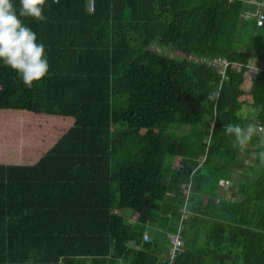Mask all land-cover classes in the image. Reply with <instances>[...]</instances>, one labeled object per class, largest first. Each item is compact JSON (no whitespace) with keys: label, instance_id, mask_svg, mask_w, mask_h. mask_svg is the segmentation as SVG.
<instances>
[{"label":"trees","instance_id":"16d2710c","mask_svg":"<svg viewBox=\"0 0 264 264\" xmlns=\"http://www.w3.org/2000/svg\"><path fill=\"white\" fill-rule=\"evenodd\" d=\"M246 1L47 0L46 22L22 18L49 73L26 88L0 63V264H163L171 235L190 238L167 235L165 203H186L209 175L169 130L210 117L202 165L228 177L239 148L224 126H264V27L260 45L243 42L259 28ZM245 105L253 119L238 116ZM246 190L240 203H192L183 221L205 216L207 244L183 240L174 264H264L263 210Z\"/></svg>","mask_w":264,"mask_h":264},{"label":"rangeland","instance_id":"374dc122","mask_svg":"<svg viewBox=\"0 0 264 264\" xmlns=\"http://www.w3.org/2000/svg\"><path fill=\"white\" fill-rule=\"evenodd\" d=\"M249 31V29L247 30ZM262 28L255 29L251 35L245 34L243 36V42L250 41L252 43H259V45L262 42ZM170 56L174 55L173 50H167L166 51ZM253 69H255L253 67ZM253 110L250 106H243L241 110L238 112V116L242 119L250 120L253 117ZM211 123L210 117H205L202 124L198 126H175L174 128L169 130V133L172 136H176L182 140H184L190 149V157L188 158L189 165L194 168V170L198 171L197 173H204L208 174L207 181L205 185L202 186V191L200 193H196L191 191L188 193L189 201H187L184 204H176L175 202H172V200H168L167 203H165V208L167 209V213L169 215L166 218V220L163 221V223H166V225L170 228L166 231L167 235L171 234L172 228H177L180 233L186 234L190 238H183L184 242L191 243L195 248H205L207 244V235L210 230V221L207 220L205 216H201L197 218L196 223L190 227L189 224H186L183 220L186 219V215L188 214V210L191 209V207L197 203V206L200 205L201 207H204L206 204L211 203V205H214L215 202H217V198L215 196L216 193V187H215V181L220 175L227 174L228 168H223L220 163L217 162H209L205 165H202V161L205 159V144L208 142L207 137H203L202 133L205 131L206 126ZM191 132V133H190ZM257 140V139H256ZM263 140V138H260V142ZM253 141V139H252ZM246 145H239L235 143L233 145V149H240L241 147H244ZM239 155L236 160V166L240 165L239 161H242L243 153L241 151H238ZM171 165L173 162V158L171 159ZM263 160V158H262ZM255 161L253 165H251L248 169L249 172L245 171V178H246V186H247V192H249L250 195H259L257 203V209L264 211V163L263 161ZM249 166V165H246ZM171 170L170 163L168 160H166L164 171L163 173L165 176L169 174ZM262 181L261 183H258L259 181ZM204 181V180H202ZM249 183V184H248ZM193 203V205H192ZM192 205V206H191ZM255 206V205H254ZM251 208V207H250ZM260 213L262 218L264 217V212ZM130 218V217H129ZM180 226V227H179ZM179 228V229H178ZM154 229V228H153ZM154 231V230H153ZM156 235V234H155ZM154 234H152V237L156 238ZM182 236V234H181ZM191 239V240H188ZM161 244V243H160ZM189 245V244H188ZM162 248L161 257L166 252L167 246L166 244H161L160 246ZM209 248L212 250L214 249V246L211 245ZM227 264H232L231 262ZM239 264H242L241 262Z\"/></svg>","mask_w":264,"mask_h":264},{"label":"clouds","instance_id":"9594fccd","mask_svg":"<svg viewBox=\"0 0 264 264\" xmlns=\"http://www.w3.org/2000/svg\"><path fill=\"white\" fill-rule=\"evenodd\" d=\"M46 7H50L47 0H19V8L12 0H0V63L15 72L26 88L47 77L49 61L44 44L37 42L36 33L22 18L46 22ZM224 132L243 146L251 141L254 126L229 123L224 126Z\"/></svg>","mask_w":264,"mask_h":264},{"label":"crops","instance_id":"0c3cea01","mask_svg":"<svg viewBox=\"0 0 264 264\" xmlns=\"http://www.w3.org/2000/svg\"><path fill=\"white\" fill-rule=\"evenodd\" d=\"M262 1L264 2V0ZM247 9L254 10L255 6L253 4H250L248 5ZM246 81H247V84H250V82H252V80L247 76H246ZM253 118H254V115L251 119ZM252 125L254 126V133L251 138V141L246 146L241 147L239 149V151L243 153L242 161H239L240 165H238V167H235V168L232 167L230 170L229 176L225 177V175H222L220 177V180L218 181L215 196L221 202H230V203L242 202L245 199V197H244V194H242L240 190H241V186L247 183L246 178H245V174H246L245 171L249 172L248 168L251 165H253L255 161H257L258 159H260L261 161L263 158L262 161L264 162V144H263L264 141L260 145V138L262 137L263 132L259 128V126L253 123ZM246 165H249V166H246ZM130 217L132 216L130 215ZM153 230L154 229L151 228L150 230L151 235L152 234L155 235L156 233V230L154 231Z\"/></svg>","mask_w":264,"mask_h":264},{"label":"built area","instance_id":"2783aa9c","mask_svg":"<svg viewBox=\"0 0 264 264\" xmlns=\"http://www.w3.org/2000/svg\"><path fill=\"white\" fill-rule=\"evenodd\" d=\"M92 2V1H91ZM247 3L253 4L255 6L254 10H245L242 14L244 20H254L256 22L257 27H264V12L262 8L264 7V2L258 0H247ZM90 10H92V5H90ZM208 62V61H206ZM209 64L216 69H218L219 73L224 75L225 68L228 65L226 59L222 57H215L209 60ZM257 71L256 69H249L247 77L251 80H254L256 77ZM147 237V235H146ZM184 243L179 234L170 236V249L163 260V264H174L175 258L179 251L183 248Z\"/></svg>","mask_w":264,"mask_h":264},{"label":"water","instance_id":"95a60500","mask_svg":"<svg viewBox=\"0 0 264 264\" xmlns=\"http://www.w3.org/2000/svg\"><path fill=\"white\" fill-rule=\"evenodd\" d=\"M262 132H263V134H262V137H263V140L260 142V145L262 144V142L264 141V126H263V129H262ZM264 144V143H263ZM256 156V155H255Z\"/></svg>","mask_w":264,"mask_h":264}]
</instances>
